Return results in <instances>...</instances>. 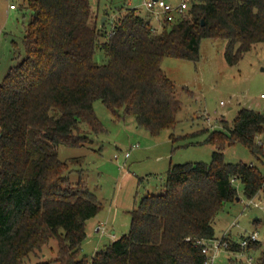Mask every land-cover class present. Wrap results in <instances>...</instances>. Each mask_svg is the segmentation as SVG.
<instances>
[{
	"label": "trees",
	"instance_id": "obj_1",
	"mask_svg": "<svg viewBox=\"0 0 264 264\" xmlns=\"http://www.w3.org/2000/svg\"><path fill=\"white\" fill-rule=\"evenodd\" d=\"M26 5L32 11L26 56L0 83V264H25L52 238L59 264H208L198 241L217 238L218 214L239 197L235 183L250 199L264 188L260 167L229 162L224 153L241 142L264 158L263 111L243 107L232 126L224 121V130H204L203 143L214 146L211 161L171 164L164 191L142 197L130 231L90 260L81 255L87 221L103 204L82 181L70 180L58 148L91 143L104 130L97 99L115 118L133 115L153 135L174 128L182 102L163 60L199 61L204 38H224L226 61L237 64L264 42V0H195L185 16L156 32L149 13L120 9L112 35L90 0ZM98 49L106 62L96 60ZM232 241L231 249L241 251ZM254 264H264V250Z\"/></svg>",
	"mask_w": 264,
	"mask_h": 264
},
{
	"label": "rangeland",
	"instance_id": "obj_2",
	"mask_svg": "<svg viewBox=\"0 0 264 264\" xmlns=\"http://www.w3.org/2000/svg\"><path fill=\"white\" fill-rule=\"evenodd\" d=\"M26 1L0 0V83L7 72L26 56L24 35L32 18ZM90 1L100 14L101 28L102 17L107 16L103 29L108 34L120 9L129 7L137 8L141 14L147 12L145 0ZM172 1L177 3L179 0ZM12 3L17 5L16 9L10 7ZM226 45L224 38H204L199 61L176 57L163 60L162 67L175 83L182 102L174 128L153 135L140 126L133 115L115 118L105 103L97 99L94 107L104 130L93 134L91 143L59 146L58 156L67 162L70 180L74 183L82 181L102 202L103 208L96 218L99 223L106 224L108 232L113 234L116 231L117 237H121L130 231L132 211L145 195L164 191L171 164L211 161L214 146L203 143L208 136V131L204 130H224V121L232 126L243 107L264 112V42L256 43L235 65L226 61ZM96 60L100 63L107 61L104 50H97ZM259 140L264 144L262 135ZM136 144L139 146L133 148ZM127 152H130L129 157ZM224 153L229 162L254 163L264 172V158L254 156L241 142L226 145ZM235 185L240 200L225 204L215 221L216 234L219 235L217 238H221L227 232L232 240L240 242L244 236L258 231V248L244 252L254 256V264L264 250V188L254 198L262 202L263 206L258 208L244 195L242 183L237 181ZM96 218L89 222L88 228L92 229V233ZM107 239L104 238L101 246H96L97 239L88 240L89 243L86 239L81 255L90 260L96 248L108 243ZM57 253L58 242L52 238L42 251L31 253L24 261L25 264L43 261L59 264L55 260ZM243 256L236 257L230 251L221 249L214 264H249Z\"/></svg>",
	"mask_w": 264,
	"mask_h": 264
},
{
	"label": "built area",
	"instance_id": "obj_3",
	"mask_svg": "<svg viewBox=\"0 0 264 264\" xmlns=\"http://www.w3.org/2000/svg\"><path fill=\"white\" fill-rule=\"evenodd\" d=\"M195 0H179L177 3H173L169 0H145V7L152 19L153 23V31L160 30L164 25H168L176 21L178 18H181L186 15L187 10L191 7ZM11 8H16V4L12 3ZM114 33L113 29L109 35H112ZM262 97H264V94H262ZM259 144L264 146L261 140H259ZM139 145L136 144L133 146V148L138 147ZM127 157L130 156V152H127ZM251 165H254L253 163ZM255 197L251 198L250 203L254 207H262V202L255 201ZM250 204V205H251ZM107 228L105 223H98L95 226V232L99 234H106ZM252 241H260L259 240V234L258 231H254L248 236H244L243 239L238 242L242 248L241 251H236L231 249L232 245V239H230L227 234H224L221 238H215L211 240H199L198 243L202 245L203 252L207 255V262L208 264H214L215 259L218 256V253L221 249H226L230 251L234 256L241 257L243 256L245 260L251 264L255 258L250 253H244L246 252V249L248 248L249 244ZM238 252V253H236ZM253 264V263H252Z\"/></svg>",
	"mask_w": 264,
	"mask_h": 264
},
{
	"label": "crops",
	"instance_id": "obj_4",
	"mask_svg": "<svg viewBox=\"0 0 264 264\" xmlns=\"http://www.w3.org/2000/svg\"><path fill=\"white\" fill-rule=\"evenodd\" d=\"M169 1H171V2H173L172 0H169ZM174 3V2H173ZM10 7H11V5H10ZM16 8H17V5H16ZM16 8H12V9H16ZM129 8V7H128ZM146 13H148V11L146 12ZM100 15V14H99ZM105 21H107V17H106V19H105ZM104 21V22H105ZM261 136V135H260ZM262 137H264V134H262ZM96 217H98V214L95 216V217H93V218H91V219H95ZM91 219H89L88 221H87V242L89 243V241L88 240H91V239H97V245L96 246H101L102 244H103V242H104V238L105 237H107L108 239H109V241H108V243L109 242H112V241H114V240H116V239H118L119 237H117V233H116V231H113V234L111 233V232H108L107 231V233H106V235L105 236H98L96 233H95V226L97 225V223H99L100 221H98V218H96V222L94 223V225H93V233H92V229L90 230L89 228H88V226H89V222H90V220ZM224 234H227V236L230 238V239H232V237L229 235V233H227V232H225ZM224 234H222L221 236H223ZM92 235H93V237H92ZM217 235V237H219V235L218 234H216ZM107 239V240H108ZM100 248H96V250H95V253L99 250ZM94 253V254H95ZM44 255H46V254H44ZM94 256V255H93Z\"/></svg>",
	"mask_w": 264,
	"mask_h": 264
},
{
	"label": "water",
	"instance_id": "obj_5",
	"mask_svg": "<svg viewBox=\"0 0 264 264\" xmlns=\"http://www.w3.org/2000/svg\"><path fill=\"white\" fill-rule=\"evenodd\" d=\"M106 17H107V16H103V17H102V23L105 21ZM237 200H240V197H238Z\"/></svg>",
	"mask_w": 264,
	"mask_h": 264
}]
</instances>
